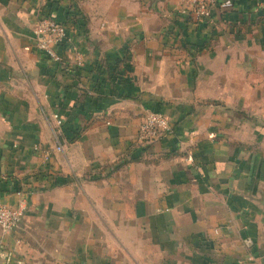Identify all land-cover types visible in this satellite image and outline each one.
I'll list each match as a JSON object with an SVG mask.
<instances>
[{"label":"crops","instance_id":"0c3cea01","mask_svg":"<svg viewBox=\"0 0 264 264\" xmlns=\"http://www.w3.org/2000/svg\"><path fill=\"white\" fill-rule=\"evenodd\" d=\"M49 6L87 21L56 47L64 70L36 47ZM179 7L0 0V202L28 200L0 264H264V0L204 22ZM124 47L132 68L97 79ZM147 110L172 124L153 142Z\"/></svg>","mask_w":264,"mask_h":264},{"label":"built area","instance_id":"2783aa9c","mask_svg":"<svg viewBox=\"0 0 264 264\" xmlns=\"http://www.w3.org/2000/svg\"><path fill=\"white\" fill-rule=\"evenodd\" d=\"M218 4V0H180V11L187 14L196 22L211 21L213 8ZM37 36L36 47L43 54L54 61L62 60L56 47L71 40L65 26L50 16L39 17L35 28ZM57 126L56 150L61 151L59 138L61 135V125L63 119L57 113L53 114ZM172 130L170 118L162 112L147 110L143 121L139 126L140 139L153 142L166 135ZM49 159V156H46ZM19 199L15 205L0 202V228L3 233L11 234L18 230L27 210V196L18 191Z\"/></svg>","mask_w":264,"mask_h":264},{"label":"trees","instance_id":"16d2710c","mask_svg":"<svg viewBox=\"0 0 264 264\" xmlns=\"http://www.w3.org/2000/svg\"><path fill=\"white\" fill-rule=\"evenodd\" d=\"M52 8V6H49L48 9L45 8V10L43 9L41 11V15L43 16H52V10H50ZM56 19V18H55ZM59 21V20H58ZM66 28L67 33L70 34L71 30H81V32H83L84 34L88 33V28H87V21L85 16L83 15V13L77 9L75 6L70 7L69 11L67 12V17L65 20L60 21ZM70 36V35H69ZM63 45L65 44L62 43ZM60 44V45H62ZM197 52V48L196 49H191L190 53L192 56H194ZM44 56H46L44 54ZM47 58H49L48 56H46ZM131 54L129 53L128 49L126 47L120 49L118 52L115 53V56L113 59H105V60H112L111 62H99V64H97L95 66L94 71H96V75H97V79H101V77L104 75V73H106L109 77H110V81H112L114 79V77L118 78V73L119 70L121 69H127L130 70L132 68V64H131ZM51 60V58H49ZM54 64L56 65L57 68L59 69H66L69 68L66 64L64 65V59L60 60V61H54ZM78 68V67H77ZM76 68V69H77ZM84 68L83 67H79L77 70L79 72H81ZM57 113L59 116H63V114L60 112V110H58L57 108ZM63 119V117H62ZM64 119L61 125V134H65V129H64ZM75 133L74 137L72 139H76L77 137H79V129L74 130L73 131ZM60 140V138H59ZM20 191V190H19Z\"/></svg>","mask_w":264,"mask_h":264}]
</instances>
